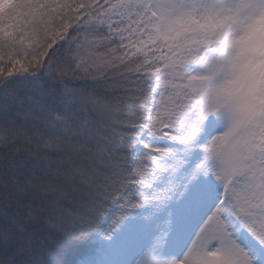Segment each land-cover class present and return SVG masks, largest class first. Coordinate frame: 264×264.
Wrapping results in <instances>:
<instances>
[{
    "label": "snow or ice",
    "instance_id": "snow-or-ice-1",
    "mask_svg": "<svg viewBox=\"0 0 264 264\" xmlns=\"http://www.w3.org/2000/svg\"><path fill=\"white\" fill-rule=\"evenodd\" d=\"M264 0H0V264H264Z\"/></svg>",
    "mask_w": 264,
    "mask_h": 264
},
{
    "label": "clouds",
    "instance_id": "clouds-1",
    "mask_svg": "<svg viewBox=\"0 0 264 264\" xmlns=\"http://www.w3.org/2000/svg\"><path fill=\"white\" fill-rule=\"evenodd\" d=\"M261 31H264V22H261V24L258 26Z\"/></svg>",
    "mask_w": 264,
    "mask_h": 264
}]
</instances>
